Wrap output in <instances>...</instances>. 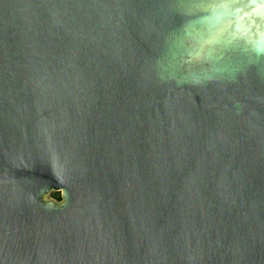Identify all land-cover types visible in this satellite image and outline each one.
Wrapping results in <instances>:
<instances>
[{
    "label": "water",
    "instance_id": "water-1",
    "mask_svg": "<svg viewBox=\"0 0 264 264\" xmlns=\"http://www.w3.org/2000/svg\"><path fill=\"white\" fill-rule=\"evenodd\" d=\"M0 264H264V0H0Z\"/></svg>",
    "mask_w": 264,
    "mask_h": 264
},
{
    "label": "rangeland",
    "instance_id": "rangeland-1",
    "mask_svg": "<svg viewBox=\"0 0 264 264\" xmlns=\"http://www.w3.org/2000/svg\"><path fill=\"white\" fill-rule=\"evenodd\" d=\"M60 195V192H58V191H52V192H50L46 197L48 198V197H53V198H55V199H57L58 200V196Z\"/></svg>",
    "mask_w": 264,
    "mask_h": 264
},
{
    "label": "flooded vegetation",
    "instance_id": "flooded-vegetation-1",
    "mask_svg": "<svg viewBox=\"0 0 264 264\" xmlns=\"http://www.w3.org/2000/svg\"><path fill=\"white\" fill-rule=\"evenodd\" d=\"M58 199H60V195L58 196Z\"/></svg>",
    "mask_w": 264,
    "mask_h": 264
}]
</instances>
